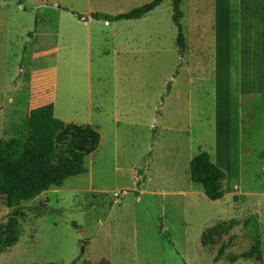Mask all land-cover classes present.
Instances as JSON below:
<instances>
[{"label": "rangeland", "instance_id": "obj_1", "mask_svg": "<svg viewBox=\"0 0 264 264\" xmlns=\"http://www.w3.org/2000/svg\"><path fill=\"white\" fill-rule=\"evenodd\" d=\"M180 8L184 52L172 0L136 25L145 50L122 19L79 22L86 0H0V136L23 137L17 105L47 102L57 149L73 125L100 136L73 149L86 172L14 207L0 195V235L21 231L0 264H264V0ZM202 150L226 173L216 199L190 178Z\"/></svg>", "mask_w": 264, "mask_h": 264}, {"label": "trees", "instance_id": "obj_2", "mask_svg": "<svg viewBox=\"0 0 264 264\" xmlns=\"http://www.w3.org/2000/svg\"><path fill=\"white\" fill-rule=\"evenodd\" d=\"M160 1L149 0L126 12L117 13L111 18L143 14ZM172 1L173 19L178 30L177 43L179 51L184 52L187 49V42L180 22L181 0ZM77 15L83 16L80 13ZM91 15L101 17L95 12ZM66 125L64 120L54 115L53 103L47 102L29 109L25 137L0 136V195L4 197L8 207L19 205L23 200H30L51 186L62 185L68 176L87 171L81 153L73 149L86 147L87 151H93L99 145V132L89 125L79 127L73 125L72 136L66 146L57 149L54 140ZM189 173L191 180L202 186L208 198L220 197L221 183L226 173L211 161L208 151L202 150L190 159ZM245 227L257 237L252 230L251 220L245 223ZM20 233L17 227L12 232L1 234L0 248L14 245ZM69 264H74V261Z\"/></svg>", "mask_w": 264, "mask_h": 264}, {"label": "crops", "instance_id": "obj_3", "mask_svg": "<svg viewBox=\"0 0 264 264\" xmlns=\"http://www.w3.org/2000/svg\"><path fill=\"white\" fill-rule=\"evenodd\" d=\"M87 1V12L86 14L88 15L89 19H84V16H82L81 18H79V22H86V23H90L92 21V17L93 15H91L92 12H95L97 14H99L101 17L102 16H107V17H112L113 15L120 13V12H126L134 7H137L138 4L140 3H134V1L136 0H130L129 1V9H127L126 7H123L122 5H120L119 7H117L116 12L115 11H101L99 9H96L95 7H93L91 5V3ZM164 0H161L157 5H155L152 9L147 10L146 12H144L143 14H137L134 16H130V17H120V18H114V19H122V24L124 25V27L126 28V34L127 32H129L125 38H123V41L125 42V44L127 45V47H131V48H138V49H142L145 50L147 43H146V34L144 33V30H140V27H136V25H138L140 23V20L143 19L145 17V15L151 11H153L156 7H158L159 5H161V3H163ZM142 3V1H141ZM80 12V11H77ZM82 14H84V12H82ZM87 17V16H86ZM113 19V20H114ZM90 20V22H89ZM110 19L105 18L104 19V23L107 24L109 26L110 24ZM31 108V107H30ZM29 105H26L25 107H20L17 105V109H16V116H21L22 117V121H23V137H25L26 135V129H27V115L29 112ZM14 116H11L10 118H12L10 121L5 120V124H10L13 123V118Z\"/></svg>", "mask_w": 264, "mask_h": 264}, {"label": "water", "instance_id": "obj_4", "mask_svg": "<svg viewBox=\"0 0 264 264\" xmlns=\"http://www.w3.org/2000/svg\"><path fill=\"white\" fill-rule=\"evenodd\" d=\"M50 6L56 7V5H54V4H51Z\"/></svg>", "mask_w": 264, "mask_h": 264}]
</instances>
